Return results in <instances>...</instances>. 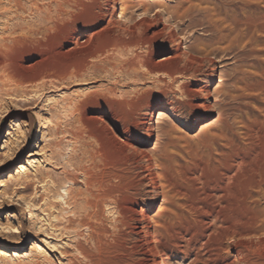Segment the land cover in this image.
I'll use <instances>...</instances> for the list:
<instances>
[{
    "label": "rangeland",
    "instance_id": "rangeland-1",
    "mask_svg": "<svg viewBox=\"0 0 264 264\" xmlns=\"http://www.w3.org/2000/svg\"><path fill=\"white\" fill-rule=\"evenodd\" d=\"M20 2L27 13L19 17L18 26H33L37 29L33 41L51 49L50 57L31 71L14 66L15 78L35 77L30 83L18 86L0 76V264H153L144 243L147 231H156L166 241L170 249L166 264H216L219 258H227L212 252L208 256L209 250L197 244L188 248L181 237L192 231L199 234L212 222L208 213L217 207H228L225 215L237 213L232 193L242 186L232 185L229 177L238 175L242 180L260 164L264 166V0H118L114 20L121 24L119 30L104 31L92 43L104 51L118 36L127 43L109 55L115 70L106 57L96 55L85 81L65 85L43 83L36 75L58 72L76 62V55L60 58L53 53L72 29L97 32L108 1ZM31 2L38 3L42 12L30 11ZM123 3L124 21L120 18ZM0 16V38H7L11 32L1 29L8 22ZM156 17L166 25L165 33H174L171 45L166 36L151 39ZM142 18L149 23L127 31ZM176 46L188 57L150 74L144 68L134 72L127 67L136 56L158 63L170 57ZM224 47L228 50L217 58L213 80L178 77L197 49ZM14 55L0 54V60ZM208 69L204 63L201 74L209 73ZM196 81L212 92L219 90L208 101L209 111L198 109L196 101L181 90ZM52 83L56 84L50 87ZM111 86L114 101L109 105L104 98L110 97ZM85 95L93 97L77 111L74 105ZM153 108L160 115L147 137L143 125ZM100 113L106 122L113 114L117 124L108 122V130L88 119ZM195 120H199L196 127ZM231 160L239 164L229 170ZM85 171L95 177L112 171L116 192L115 205H103L87 227L63 202L67 200L64 190L85 193ZM69 173L76 176L74 183L66 178ZM56 182L60 186L55 190ZM227 190L231 198L224 200L222 192ZM81 203L78 200L77 206ZM174 241L180 253L171 249Z\"/></svg>",
    "mask_w": 264,
    "mask_h": 264
},
{
    "label": "bare ground",
    "instance_id": "bare-ground-1",
    "mask_svg": "<svg viewBox=\"0 0 264 264\" xmlns=\"http://www.w3.org/2000/svg\"><path fill=\"white\" fill-rule=\"evenodd\" d=\"M2 1L3 0H0V14L6 16V21L8 22V24L6 23V25L4 27H2L1 30L5 31V32L7 31L9 33L11 32L12 34L11 33L10 34L13 36L8 38V36H10V34L7 33L8 34L7 38H6V36L0 38L1 39L0 40V42H1L0 54L5 53V55H6V53H8V54L9 53L10 54L15 53V55L13 56L14 58L9 57L7 60H5V59L0 60V73H1L0 76L2 75L3 77L10 78L11 81L13 80V83L15 82L18 86L23 84V83L28 84V82L30 83L31 80L35 77L31 78L29 76V78H28V77H22L21 76V78H19L17 76V78H15L14 75H12L13 74L12 71H13L14 66H15V68H18L21 66L22 69H24L26 71L27 70L31 71L32 69H35L37 66L42 64L44 60H46L47 58L50 57V49L51 48L47 45L39 44L38 41H37V43L35 41H33V37H35L34 33L37 30V29L36 30L33 29V26L29 25L26 27V29H24L22 27L23 25L22 26L20 25V27L18 26L17 20L19 19V17L21 18V16H23L22 15L23 13L26 12V10L24 8L25 5L23 6L22 3L20 2V0H10L9 4H7V5L5 4V2H2ZM56 1H59L60 3L65 2V0H56ZM56 1L52 0V2H56ZM107 1H108L107 14L105 17H102L104 14L103 15L101 14L102 16H100V17L103 18V21L101 23L102 26L100 27V29L97 32H88L86 30L85 31L80 30V32H78V29H72L71 31H69V33H67L65 35V38H64L65 43L60 45L59 51L53 53V54H55V56L60 57V58L67 57L69 55H76V56H78V58L76 59V62L67 63L65 65V67L61 71H58V72L53 71V70L52 71L46 70L44 72H40L36 75L37 79L39 77L40 81H43V83H44V81L47 82L50 80H52L53 82L56 81V83L58 85H65V84L71 83V82L85 81L87 79V77L85 76V73L89 68V63H90L91 59L93 57H95L96 55H99L101 57H106V61L109 65L110 69L113 71L115 70V63H114L113 59L111 57H109V55H112L113 53L115 54V52L120 47L127 46V43L120 38L121 36L120 37L118 36V38H117V40H115L114 44L109 46V48H106L105 51L92 47V43H93L94 39L98 35H100V33L104 32V31H115V30L117 31V30H119V27L121 25V24L119 25V23L114 20L117 12L119 10L118 0H107ZM29 5H30V7H29L30 11L33 10V11H35V13L39 12V11L42 12L38 3L31 2ZM120 5H121V13H120L121 17L120 18H122V20L124 21V19H123L124 14L123 13H125V3L120 4ZM59 7H60V5H59ZM60 11H59V13H60ZM143 19H145V18H142V20L137 24L136 23L132 24V27L127 28V31L132 32L135 29H137L139 27H143L144 25H147L149 23L147 20H143ZM10 22H12V24H10ZM127 24H130V23L128 22ZM238 24H239V22H238ZM263 26H262V28H263ZM21 27H22V29H21ZM253 27H254V29L257 28L256 25ZM259 27H261V25H259ZM150 28H151V32H150L151 33V39H154L156 37L161 38L163 36H166L165 41H167L168 44L174 42V39H175L174 33H172V32L165 33L166 25L164 23H161L159 18L156 17L154 24ZM18 30L20 32L19 34H17ZM254 32H256V31H254ZM0 33H2V32H0ZM148 40H149V38L145 41V43H147ZM7 41L11 44V45L9 44V46H11V48H9L6 45ZM224 44L225 43L223 42L219 45H224ZM218 47H220V46H218ZM171 49H172L171 56L162 58L160 61H158V63H155V64L149 63L144 58H141L140 56L139 57L136 56L132 61L128 62L127 67H128V69H130L134 72L140 68L141 69L144 68L145 71L147 72V74H150V73H153L154 71H158V70L162 69L167 63H174V62L182 59V57H184V56L188 57L185 54V52L184 53L181 52V49L178 46L173 47ZM218 49L217 50H215V49L208 50V49H203V48L197 49L196 50L197 52L194 53L195 55L190 54L191 57H189V64L185 65L178 72V75H179L178 77L184 78L186 76H190V77L196 78L197 76H202V77H207L208 80H213L214 79V70H213L214 64L216 62L220 61L217 59V58H219V55H224L225 53H227V50H228V48H225V47L222 49L220 48L219 50ZM16 58H18L21 62L15 63L16 61H14V60H16ZM220 58H222V57H220ZM204 63H207L209 65V69H208L209 73H206L205 75L201 74V70H200L203 67ZM107 72H108V70H107ZM172 81H175V79L173 78ZM200 82L196 81L195 83H193L189 86L184 85V86H182L181 90L183 91V93L187 97L194 99V101H196L195 105L198 109L206 112V111L211 110V108H212L208 103V101H210L212 99V93L216 96L217 94H219V90L216 89L212 92L211 88H209L207 86V84L202 85V83H200ZM56 83H52L50 87H53ZM4 84H6V83L4 82ZM16 84H14V85H16ZM165 86H166V84H165ZM45 87H46V84L41 85V88L45 89ZM113 93H114V89L111 86L108 89V95H110V97L105 96V98H104V100L105 99L107 100V103L109 105H111L112 102L114 101V99L111 98ZM85 96H84V98L82 96V99H80L79 101H77L75 103L74 107L76 108L77 111H81L84 108V105L87 103L89 97H93L92 95H89L86 97ZM101 96H103V95H101ZM157 109L153 108L148 113V115H147L148 118L143 125L144 131L146 132L147 137H151V131L153 130V123H154L155 117L158 113H160L157 111ZM114 112H115V110H114ZM158 115H160V114H158ZM84 118L86 119V117H84ZM88 119L100 123L106 129L108 128V130H109L108 122L111 124H117V119L115 118V116L113 114L109 115L107 117L108 122L104 121L101 113L98 114V116H93V117L88 118ZM125 120H124V122H125ZM198 121L199 120L194 121V127H196L198 125ZM119 122H118V124H119ZM110 133H111V131H110ZM226 157H227V155H226ZM251 157H252V155H251ZM233 158H235V156ZM231 161H233V162L231 165H229V170L232 169L233 167H236L239 164L238 160L237 161L231 160ZM241 163L244 164L245 162L244 163L241 162ZM153 164H154V161H153ZM260 165H259L260 168H257V170L255 172H253L250 176L243 178L242 180H240V178H239L240 176L238 177V175H234L232 177H229L228 180L232 182V185H234L236 182L237 183L240 182L241 186H242L240 188V192L232 193V197L234 196L233 200L235 202L236 209H238V212L235 214L225 215L224 213H226V210L228 207H225L224 204H223L224 206L217 207V208L213 209L212 211H210V213H208V214H209L212 222L209 224H205L204 225L205 228L204 229L202 228L201 232L199 231L200 232L199 234L194 233L192 231L191 233H189V234L186 233V235L181 237V241L185 242L188 248L192 245L196 246V244H197L201 248H204L205 251L209 250V253L207 254L208 256H209L210 252H212V254L214 253L216 256L219 255V257H220V255L221 256L228 255L227 258H219V260L217 261L216 264H264V260H262V258H261L262 252L264 251V211L262 212L263 208H262V210H260V207L262 205H264V166H260ZM155 167L158 168V166H155ZM224 168H226V167H224ZM72 170L74 171V169H72ZM157 170L159 171V168ZM109 172L107 174L103 175V173H104V171H103L102 174L98 177H97V175H96V177L94 175L92 176L90 173H88L86 171L82 172L83 185L85 188L84 194H82L79 191H74L70 188L68 190H64L65 191L64 194L67 197V200H65L63 198L64 199L63 202L65 201L64 204L66 206L72 207L73 211L72 210L71 211L74 212V214H76L80 218L82 217L81 220L79 219L80 225H82V226L86 225V227H87L90 225L89 222L91 219L96 220L97 216H98V211L103 205H106V206L115 205L114 194L116 192H115L114 185L112 182V180L114 179V174L112 173V171L110 173ZM157 176H159V175H157ZM66 178L71 183H74L76 176L74 174L69 173V174H67ZM55 184H54V189L56 190L60 186V182H56ZM227 187H229V186H227ZM235 187H233V188H235ZM54 189H53V191H54ZM231 189H232V187H231ZM50 192H51V190H50ZM222 193H223L222 197L225 200L228 198V196H229L228 194L230 192H229V190H227V191H223ZM60 198H62V196ZM229 198H231V197L229 196ZM78 200H80L82 202L81 203L82 207L79 206V204L77 206ZM72 212H70V213L72 214ZM228 212H230V211H228ZM145 219L147 221L149 219V217L148 218L146 217ZM68 221H69V223H71V222H73V219L70 218ZM144 237H145L144 243H145V246L147 248L146 250L151 254V257L153 259L152 263L153 264H166L167 263L166 262L167 253L170 250L168 248L166 241L162 240L156 231H154L153 233L147 231V233L145 234ZM171 249H174V251H176L178 253L181 252L180 245L175 243V241H174V243H172ZM230 252L233 253V255H230ZM0 255H3V252L1 250H0ZM195 257L197 258V261H198L197 255ZM217 259H218V257H217ZM193 260H195V259H193Z\"/></svg>",
    "mask_w": 264,
    "mask_h": 264
}]
</instances>
